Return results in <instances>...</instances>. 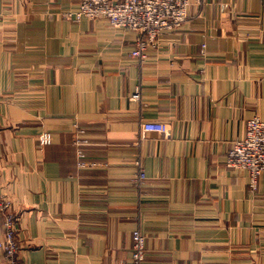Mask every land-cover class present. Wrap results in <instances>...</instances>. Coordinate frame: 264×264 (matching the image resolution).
Masks as SVG:
<instances>
[{
  "label": "crops",
  "instance_id": "0c3cea01",
  "mask_svg": "<svg viewBox=\"0 0 264 264\" xmlns=\"http://www.w3.org/2000/svg\"><path fill=\"white\" fill-rule=\"evenodd\" d=\"M80 3L0 0V195L19 214L18 264H119L137 229L147 264H264V172L252 190L225 164L264 121V0H190L144 59L138 32L67 20Z\"/></svg>",
  "mask_w": 264,
  "mask_h": 264
},
{
  "label": "built area",
  "instance_id": "2783aa9c",
  "mask_svg": "<svg viewBox=\"0 0 264 264\" xmlns=\"http://www.w3.org/2000/svg\"><path fill=\"white\" fill-rule=\"evenodd\" d=\"M202 4L205 0H195ZM190 0H81L75 11L64 14L67 20H107L115 28L130 29L138 32L141 38L136 43L133 56L144 59L149 50L155 49L159 37L167 32L178 31L188 19ZM138 99V93L133 95ZM144 133L154 132L168 134V127L158 122L142 124ZM51 135L44 133L40 137L41 145H48ZM82 143L79 142L78 145ZM85 144V143H83ZM82 154L79 155L82 158ZM226 167L244 170L249 174V185L257 188V179L264 172V121L254 117L247 121L243 138L236 139L226 154ZM81 165H84L81 163ZM138 165V163H137ZM140 169V166H138ZM144 171L139 170L136 184L145 181ZM0 214L3 217L4 238L0 240V252L6 264H18V231L19 214L14 210L12 202L0 195ZM119 264H147L145 236L140 230L132 233V248L129 260Z\"/></svg>",
  "mask_w": 264,
  "mask_h": 264
}]
</instances>
